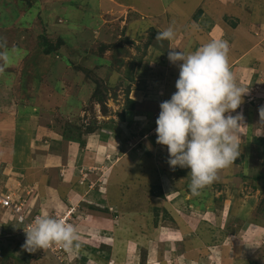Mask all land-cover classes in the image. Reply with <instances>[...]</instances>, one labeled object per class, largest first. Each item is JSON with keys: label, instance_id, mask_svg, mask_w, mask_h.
Here are the masks:
<instances>
[{"label": "rangeland", "instance_id": "obj_1", "mask_svg": "<svg viewBox=\"0 0 264 264\" xmlns=\"http://www.w3.org/2000/svg\"><path fill=\"white\" fill-rule=\"evenodd\" d=\"M161 1L165 8L159 13L156 0H33L31 7L21 0H0V43L10 56V64L0 74V122L6 114V125L12 123L15 131L24 128L20 125L24 119L30 120L33 131L48 128L37 135L38 140L27 133L31 152L44 148L54 153L50 136L56 133L53 138H58L55 147L61 161L42 158L43 170H51L44 177L55 180L53 185L72 183L68 177L56 181L55 166L67 162L69 167L64 169L74 168L82 156L74 164L70 155L86 148L85 186H97L103 195L94 204L96 210H86V227L76 225L82 235L79 247L60 259L44 251L36 264H82L80 256L86 258L85 264H264V121L260 117L264 25H259L264 21V0H243L244 6L242 0ZM179 5L181 12L176 11ZM230 5L241 6L243 13L227 10ZM37 7L45 9L40 16ZM201 11L205 14L199 20ZM236 24L241 27L229 29ZM222 25H226L224 38ZM169 26L174 27L175 38L157 40V33ZM41 28L53 41L58 36L64 39L58 58L55 52L43 55L36 46ZM212 33L228 42L230 70L236 83L247 88L242 104L231 113H242L244 118L241 147L234 163L218 172V180L193 195L190 169L169 166L167 146L156 142L155 121L160 103L176 91L180 62L169 61L170 48L193 52L210 41L207 36ZM256 43L259 50L252 47ZM91 45L94 53L101 45H107V50L99 59L81 54ZM77 65L89 70V79ZM97 65L103 70L98 71ZM54 79L55 86L49 82ZM96 82L108 88L106 110L92 95ZM127 107L131 110H124ZM8 131L11 139L16 136L14 128ZM100 133H105L102 140ZM4 165L0 164V191H4ZM88 172L94 173L93 179L89 180ZM102 173L104 180L99 183L95 177ZM83 201L71 198L76 222L81 221ZM89 201L93 205L94 201L85 199ZM102 205L117 212L115 226L110 223L112 214L103 213ZM56 208L58 213L66 209L63 203ZM0 217L5 218L0 223L4 222L6 231H0V264H27L30 259L22 252L25 233L5 225V210Z\"/></svg>", "mask_w": 264, "mask_h": 264}, {"label": "clouds", "instance_id": "obj_2", "mask_svg": "<svg viewBox=\"0 0 264 264\" xmlns=\"http://www.w3.org/2000/svg\"><path fill=\"white\" fill-rule=\"evenodd\" d=\"M175 29L169 26L158 32L156 39L173 40ZM0 43V74L10 64V56ZM168 59L180 62L176 91L170 99L160 103L155 121L156 142L167 146L171 168L190 169V191L200 190L218 180V172L229 167L240 155V128L243 115L235 112L243 102L247 88L236 83L229 65V45L215 38L193 52L170 48ZM264 121V108L260 110ZM78 209V207H77ZM70 211L69 218L61 219ZM73 207L63 213L36 216L25 231L22 246L29 252L59 245L67 251L79 247V233L73 221ZM69 220V222H68ZM23 217L19 223H24ZM71 222V223H70Z\"/></svg>", "mask_w": 264, "mask_h": 264}, {"label": "crops", "instance_id": "obj_3", "mask_svg": "<svg viewBox=\"0 0 264 264\" xmlns=\"http://www.w3.org/2000/svg\"><path fill=\"white\" fill-rule=\"evenodd\" d=\"M156 1H158V6L161 8V9H159V13H160L165 8V5L163 4V2L161 0H156ZM189 1H192V0H189ZM219 1H221V0H219ZM216 2H218V0H216ZM216 2L211 0V4H215ZM183 3H185V1ZM183 3H182V5H183ZM192 4H194V3H191V5ZM241 5H243V6L245 5L243 0L241 1ZM210 6L213 7L214 5H210ZM194 8H195V5L192 6V9H194ZM227 8H226L227 10H229V9L232 10V8H233L236 11H239L238 13H241V12L243 13V11H244V10H242L241 6L238 7V9L232 7L231 5L229 7L227 6ZM226 9L224 7L222 9V11L219 12V15L220 16L224 15L223 11ZM209 10L213 14L216 13L210 7H209ZM176 11H178V12L183 11L180 5L178 6V8H176ZM180 14L181 13H179V15ZM192 14H193V10H191V9L189 10L188 13H186L187 17L189 16V18L192 17ZM203 14H205V13L201 11L200 16L198 17L199 20ZM199 23L200 22H198V21L196 22V24H198V25H199ZM205 23H207V22H205ZM186 24L189 25L188 22ZM259 25H260V27H262L264 25V21L259 22ZM225 26L226 25L221 26V29L223 32L221 34L222 38L227 37V35H226L227 32L224 33ZM234 26H235V28L230 27L229 29L235 30L236 28L241 27L238 24H236ZM210 35L207 36L208 38H210V40L215 38L214 34H213L214 36H212V35L210 36ZM256 44H254L252 47H253V49L256 48L257 50H259L258 48H260V47L258 46V44L257 45ZM232 59H234V57ZM234 77L236 79L235 75H234ZM23 109L25 110V107H23ZM21 112H23V111H21ZM6 118H7L6 114H3L1 119H3L4 121L0 122V143H1L0 144V164H2V163L5 164L3 167L4 170L2 171V179H1V182L5 181L3 184V187H2L4 189V191L2 190V191H0V193L1 192H4V193L14 192L17 196H20L22 199H24L25 200V209H26L25 211H26V214L28 216H31V215L36 214V213H42L43 215L53 216L55 213H58L59 210H57L56 206H59L60 203H63L65 205V208H67V207L71 206V203H72L71 198L72 199H74V198L83 199L84 200L82 203L83 205L81 206L82 208H80V210L83 212L81 215L82 218L80 219V217H79V219L81 221L76 222L75 218L73 221L77 226L79 225L81 227H86L85 226L86 222L84 223V220L86 219V214H87L86 210L89 209V207H86V204L89 206H92L94 208V204H96L97 202L100 203V201L103 198L102 197L103 195L102 194L99 195V192L96 191L97 186L94 188L93 186H90L89 183L86 184V186H85L87 173L86 172L84 173L83 171H85V169H86V150H85L86 148H81L79 150L80 152H76L75 154H71L70 157L67 155V157H69V160L72 161V163H74V164H75L76 160L78 159V157L80 155L82 156V159H80L79 162L77 160V162H76L77 166H74V168H66V167H69L67 165V162H65L66 165L64 162H61V164L59 165L58 168H57V165L55 166L56 170H57L56 173L58 174L56 181H58V179H62V177H68L67 182H70V180H72V183H68L64 187H61L60 183H59V186L53 185V182L55 180L51 179V181H49V180H46L47 179L46 176L44 177V175H45L44 173H46L48 175V173L49 174L51 173V172H49L51 170H49V169L45 170V171L43 170L44 166L42 164H44L45 161H44V159L42 161V158L48 156L52 159H55V158L60 159L59 151L55 147V142H57L56 144H58V141H57L58 138L57 139H56V137L53 138V136H55L56 133L54 131H52V135L50 136V137H52V138H50V142L52 143L51 144L52 145L51 151L53 150L54 153L53 152L50 153L48 150H43L44 148H41V149L36 148V150H33V152H31L32 150H30L29 144H27V140H26L27 139V133L31 134L30 138L32 137V135H34L35 137L34 136L33 137L35 138V140H38L37 135L39 133H41L43 135V133H45V130L46 129L48 130V128H45V130H44V128L42 127V128H39L38 130L33 131L32 129H30L31 127L29 126L30 120L26 123L24 121L26 119H24L20 124V125L24 126V128H17L15 131V126L13 125V127H12V123L9 124V122H8L9 125L8 126L6 125V122H5ZM11 128L12 129L14 128V132H15L14 134H16V136L13 137L12 139L10 137L11 133H10V131H8ZM43 130H44V132H43ZM21 131H23V132L21 133ZM103 134H105V133L99 134V140H102L101 137L103 138ZM44 140H45V142H47L46 141L47 139H44ZM65 159H66V155H65ZM60 161H61V159H60ZM55 162H56L55 164H58L57 163L58 161H55ZM12 166L14 167V169H12V170H14V171H12V173H10V169L12 168ZM27 166H28V168H27ZM63 166H66L65 169L63 168ZM89 167H93V166H89ZM24 168H25V173H22ZM94 168H96V167H94ZM103 169L104 168H101V171ZM103 172H105V171L103 170ZM75 173H78V175L76 176ZM88 173H90V174H88V178H90L89 180H91V178L93 179L94 173L93 172H88ZM8 174H10L9 177L7 176ZM103 174L104 173H102V175H101L102 177L100 176V174L98 177H95V179H97L99 183H100V181L104 180ZM25 175H26V177H25ZM66 175H68V176H66ZM75 180H77V181L74 184ZM90 184H93V182L90 181ZM98 185L102 186V183L98 184ZM99 189H100V187H98V190ZM95 195H97V196H95ZM68 196H70L71 198H69ZM93 196L96 199H94ZM85 199L86 200L91 199V201H94V202H92L93 205L91 204L90 201L86 203ZM72 204H74V203H72ZM76 206H78V205H76ZM78 209H79V207H78ZM1 212H2V210H0V213ZM96 212H97V214L100 213L98 211H96ZM5 214H6L5 225L15 229L16 230L15 233H17L18 226L14 221L10 220V212L5 211ZM115 218L116 217H113L112 221L115 220ZM0 219L4 220L5 218L0 217ZM82 221H83V223H81ZM80 223H81V225H80ZM3 224H4V222L0 223V231H1V233L6 234V231L4 229ZM79 235H81V234H79Z\"/></svg>", "mask_w": 264, "mask_h": 264}, {"label": "trees", "instance_id": "obj_4", "mask_svg": "<svg viewBox=\"0 0 264 264\" xmlns=\"http://www.w3.org/2000/svg\"><path fill=\"white\" fill-rule=\"evenodd\" d=\"M23 3H26L27 4V6L28 7H31L32 5H33V0H21ZM38 8V7H37ZM38 16H40V14H41V12H44L45 11V9L44 8H42V9H40V8H38ZM39 18V17H38ZM41 23H42V21H40ZM44 23V22H43ZM43 28V27H42ZM41 28V31H40V33L39 34H37V36H36V38H35V43H36V46L37 45H39V47H40V51H41V53H43V55H46V54H49V53H51V52H55V58L57 57H59L58 56V53H57V51L59 50V48L64 44V39L62 38V37H60V36H58L57 38H56V40L55 41H53V40H51V39H49L48 37H47V34L43 31V29ZM88 42V44L90 43L89 41H87ZM95 43V42H94ZM93 43V44H94ZM106 46L107 45H101L100 47H99V51L98 52H95L94 53V51H92L93 50V46L91 45V46H89V47H87L86 46V49H84V51L83 52H81V54L83 53H85L86 52V56L87 55H92V56H95L96 55V57L99 59L100 57H101V54L103 55V52L104 51H106L107 49H106ZM92 49V50H91ZM66 66V65H65ZM64 66V67H65ZM77 68H78V70L80 71H82L83 72V75L86 77V79H89V73H88V69L87 68H84V67H80V65H77ZM96 69L98 70V71H100V70H103V66L102 65H97V67H96ZM86 73V74H85ZM83 82H86L85 81V79H84V77H83ZM81 80V81H82ZM49 82H52V85H57L56 84V80L54 79V82L51 80V81H49ZM80 82L78 81L77 83H76V87L79 89L81 86H80ZM95 85H96V88L93 90V93H92V95H93V97L95 98V101L96 102H98L99 104H100V107L102 108V109H105L106 110V106H105V102H106V100H107V90H108V88L107 87H103V88H101V86H99V82H96L95 83ZM80 86V87H79ZM131 104L132 103H134V101L132 100V99H129L128 98V96H127V98H126ZM129 108H131L130 106H129ZM128 107L126 108V109H124V110H128V111H130L131 109H129ZM37 109L35 108V110L34 111H36ZM28 111V110H27ZM29 112V111H28ZM29 113H31V111L29 112ZM33 113H35V112H33ZM36 114V113H35ZM125 113H123L122 115H121V117L123 118ZM66 124H68V122L66 123ZM69 125V124H68ZM74 127V126H73ZM75 141H77L78 142V144L80 145V146H82L83 145V143H82V140H75ZM86 207H89V208H93L92 206H89V205H87L86 204ZM94 210H96L97 208H96V206L93 208ZM101 210H103L102 212L103 213H107V212H109V213H111L112 214V216H111V219H113V217H117V212L113 209V207L112 206H109V207H104L103 205H102V209ZM98 212H100V211H98ZM103 217V216H102ZM103 219L104 220H107V218L104 216L103 217ZM103 220V221H104ZM110 223L112 224V227L114 226L113 225V221L111 222L110 221ZM79 241H81V240H79ZM21 245V244H20ZM1 250H2V247H1V249H0V252H1ZM22 252L24 253V254H26V256H28V258L30 259V261L28 260V262H27V264H36L38 261H39V259H40V254H43L42 252H44V250H40V249H38V251L36 252V255H35V253L34 252H29V251H27V250H25L23 247H22ZM46 252H48V251H46ZM3 253H5V252H3ZM2 253V254H3ZM50 254V253H49ZM6 256H9L8 254L6 255ZM101 257H104V256H101ZM105 259H107V257L105 258ZM79 261H81V263L82 264H85L86 263V258L85 257H83V256H80L79 257Z\"/></svg>", "mask_w": 264, "mask_h": 264}, {"label": "built area", "instance_id": "obj_5", "mask_svg": "<svg viewBox=\"0 0 264 264\" xmlns=\"http://www.w3.org/2000/svg\"><path fill=\"white\" fill-rule=\"evenodd\" d=\"M0 209L10 212V220L14 221L17 224L18 234H24V230H27L28 224L36 216L42 215L41 213H36L31 216H28L25 211V200L22 199L20 196H17L14 192H6L4 194H0ZM69 213L70 211L68 210L67 212H64L63 216L55 215L54 217L67 219L69 218ZM21 217L24 218V223H19ZM44 251H48L56 259H60L68 253L67 250L55 244L48 249H44Z\"/></svg>", "mask_w": 264, "mask_h": 264}]
</instances>
